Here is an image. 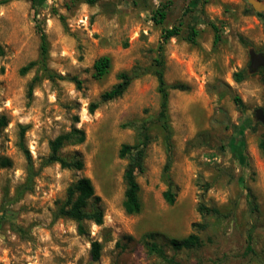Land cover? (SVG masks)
Returning a JSON list of instances; mask_svg holds the SVG:
<instances>
[{"label":"rangeland","instance_id":"obj_1","mask_svg":"<svg viewBox=\"0 0 264 264\" xmlns=\"http://www.w3.org/2000/svg\"><path fill=\"white\" fill-rule=\"evenodd\" d=\"M199 1L0 0V119H6L0 163L11 161L0 165V264H167L144 247L149 233L184 264H264V126L253 119L254 110L264 109L263 71L234 79L249 70L250 48L264 53V11L256 12L248 0ZM161 9L166 18L157 23ZM210 22L219 29L217 43ZM38 24L48 40L46 64ZM192 24L198 30L194 44L185 39ZM173 26L182 33L165 45V80L188 90L169 89L170 174L179 189L169 205L163 198L168 147L153 70L162 32ZM102 56L112 67L97 79L93 65ZM121 72L137 75L127 92L90 114V103ZM247 122L254 130L244 127ZM74 126L86 140L61 155L79 154L80 171L47 162L50 142ZM22 134L31 161L20 148ZM123 144L145 145L137 172L142 211L136 215L123 208L129 163L119 157ZM81 177L91 179L104 212L103 225L89 224L87 237L74 221L56 217L68 187ZM201 202L224 216L210 219L200 249L172 250L166 238L186 237L193 223L202 222ZM93 241L103 246L98 261L91 258Z\"/></svg>","mask_w":264,"mask_h":264},{"label":"trees","instance_id":"obj_2","mask_svg":"<svg viewBox=\"0 0 264 264\" xmlns=\"http://www.w3.org/2000/svg\"><path fill=\"white\" fill-rule=\"evenodd\" d=\"M88 3H93L94 0H87ZM200 1L197 0V3ZM261 17V13H256ZM204 14H200L203 18ZM158 16V18H157ZM166 18V11L164 9L158 10L156 12L155 20L157 23H162ZM211 27L216 32L217 43L219 41V29L213 23L210 22ZM37 28L40 33L41 38V62L46 64L48 58V40L46 34L41 29L40 25H37ZM180 26H173L171 28L164 29L161 36V42L157 49V57L154 61V70L153 73L158 81V90L161 95L160 110L158 114V121L161 124V127L165 133V142L168 147V160L164 166V174L167 183V189L163 192V198L169 205H174L178 196V186L173 181L170 171L173 162V153H172V136L173 130L170 124L169 118V89H176L185 91L188 90V87L184 84H176L172 87H169L165 80V45L167 42L176 37L181 36ZM198 35V30L194 24L189 25V32L185 39L190 43H196V37ZM5 55V49L0 44V58ZM36 63L32 62L26 67H24L21 72L24 74ZM112 67V60L109 56H102L97 59L93 65L94 76L97 79L105 77ZM260 71V70H258ZM257 71V72H258ZM249 70L246 72L241 71L234 75V79L237 82H241ZM137 75H131L128 72H121L118 74V82L112 86L108 91H105L101 96L100 100L92 102L89 105V113H95L101 104L117 100L127 92L133 80ZM264 81V73L262 74ZM235 104L239 107L241 111H245L246 107L242 99L235 95L233 97ZM78 122V120L76 121ZM261 124V123H260ZM262 125V124H261ZM6 126V119L2 117L0 119V130L2 127ZM131 126V125H130ZM245 128H252L254 126L251 122H247L244 125ZM235 130L238 132L241 128L238 126L235 127ZM86 140L85 132L82 129L73 127L71 131L62 133L58 135L54 140L50 142V156L47 160L48 163H57L63 169L70 170H82L84 168L83 158L79 154H74L71 158L64 157L61 155V151L64 147L71 145L76 146L83 144ZM20 148L24 152L25 156L29 161H31V155L27 147L23 142V134L21 135ZM260 149L262 154H264V135L260 142ZM145 155V145H127L123 144L119 150L120 158H128L129 163L124 171V182L126 189L124 192L123 208L125 212L129 215H136L142 211V202L140 199L141 187L137 181V172L143 170V159ZM0 165L2 167H9L11 161L9 159H4L1 161ZM208 185L206 189H208ZM101 198L98 197L95 193L93 183L88 177H81L72 183L66 194L65 201L58 207L56 212V217L67 218L76 223L77 233L80 236H89V224H94L101 226L104 223V212L100 207ZM198 211L203 217L202 222L192 224V232L186 237L182 238H166L167 246H169L174 251L181 250H193L200 249L206 241L201 237V233L205 232L212 224L210 219L214 218L215 220L221 219L224 215L219 208L215 206H207L203 202L200 203ZM158 234L149 233L143 236V245L147 251L151 254H155L163 262L167 264H184L180 261H177L174 257H170L165 248L160 245L158 242ZM251 234L248 238L247 252L252 251ZM102 244L99 241H93L91 243L90 254L93 261H98L101 258L102 253ZM198 264H203L198 262Z\"/></svg>","mask_w":264,"mask_h":264},{"label":"water","instance_id":"obj_3","mask_svg":"<svg viewBox=\"0 0 264 264\" xmlns=\"http://www.w3.org/2000/svg\"><path fill=\"white\" fill-rule=\"evenodd\" d=\"M256 12L264 11V1L248 0ZM250 65L249 73L257 72L260 69L264 70V53L257 52L254 48L249 49ZM255 122L261 123L264 126V109L258 108L253 112Z\"/></svg>","mask_w":264,"mask_h":264},{"label":"flooded vegetation","instance_id":"obj_4","mask_svg":"<svg viewBox=\"0 0 264 264\" xmlns=\"http://www.w3.org/2000/svg\"><path fill=\"white\" fill-rule=\"evenodd\" d=\"M261 71H263V73H264V70L263 69H261ZM254 119V118H253Z\"/></svg>","mask_w":264,"mask_h":264}]
</instances>
